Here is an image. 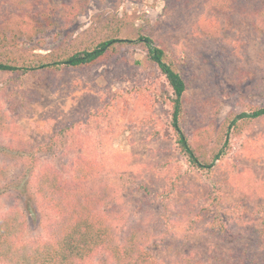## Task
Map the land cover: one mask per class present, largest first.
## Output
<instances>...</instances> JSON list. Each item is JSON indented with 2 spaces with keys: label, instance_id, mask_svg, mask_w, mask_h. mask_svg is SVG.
I'll return each instance as SVG.
<instances>
[{
  "label": "rangeland",
  "instance_id": "rangeland-1",
  "mask_svg": "<svg viewBox=\"0 0 264 264\" xmlns=\"http://www.w3.org/2000/svg\"><path fill=\"white\" fill-rule=\"evenodd\" d=\"M47 2L56 24L21 46L44 56L115 15L133 34L146 30L187 84L181 126L190 144L207 162L220 156L206 172L181 155L165 102L169 88L141 45L85 69L0 73V109L13 125L0 134V218L17 211L26 221L23 239L43 237L51 214L36 195L37 173L68 180L82 160L95 169L91 185L109 190L102 208L113 210L119 234L142 225L158 264L182 251L217 264L230 248H247L264 264V120L221 137L227 118L264 105V34L247 13L206 10L204 0ZM207 101L210 112L201 111ZM209 225L231 238L215 240ZM184 235L188 246L175 251ZM87 264L112 262L98 252Z\"/></svg>",
  "mask_w": 264,
  "mask_h": 264
},
{
  "label": "trees",
  "instance_id": "trees-1",
  "mask_svg": "<svg viewBox=\"0 0 264 264\" xmlns=\"http://www.w3.org/2000/svg\"><path fill=\"white\" fill-rule=\"evenodd\" d=\"M204 0L206 10H244L252 20L253 28L264 34V0ZM6 9L3 10L2 6ZM53 10L47 0H2L0 3V73L26 75L37 71L85 69L117 56L121 49L141 45L149 63L154 65L164 78L169 91L165 102L170 106V126L176 145L187 163L199 171L211 172L218 150L210 162L205 155L190 144L181 124L186 116L185 93L187 84L180 68L169 58L166 50L155 43L146 30L129 32L121 17L115 15L94 21L95 31L87 30L71 40H66L44 56L32 54L31 48L21 44L33 43L36 37L53 28L58 18H51ZM78 16L75 14V17ZM53 17V16H52ZM71 20L70 16H67ZM124 17V16H123ZM30 18V22L23 23ZM68 21H66L67 23ZM67 25V24H66ZM4 26V27H3ZM13 26V28L11 27ZM258 34V33H257ZM261 35V34H259ZM264 36V35H263ZM213 104H201V111L210 112ZM219 110H216V114ZM264 120V105L256 106L227 118L221 126V137L244 130L247 124ZM8 116L0 109V134L13 132ZM77 168L68 180H61L51 170L37 173L35 192L42 208L51 214L43 237L24 240L26 221L17 211H10L0 218V264H87L98 252L108 255L112 264H158L149 248L150 233L143 226H131L120 235L113 219V210H103L109 196L106 188L91 185L95 169L85 161L78 160ZM217 189L220 184L214 179ZM216 228L215 240L226 242L230 236H222V227L209 225L206 233ZM121 236H119V235ZM160 232L159 235H162ZM211 235V234H210ZM175 251L188 246L187 236H181ZM228 237V238H226ZM233 238L228 243H234ZM149 246V245H148ZM183 256L170 264H207L201 256L182 251ZM217 264H262L247 248H230Z\"/></svg>",
  "mask_w": 264,
  "mask_h": 264
}]
</instances>
